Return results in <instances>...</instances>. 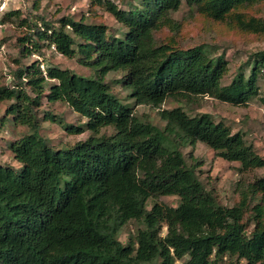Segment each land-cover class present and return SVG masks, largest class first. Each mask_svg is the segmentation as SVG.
I'll return each mask as SVG.
<instances>
[{
  "label": "trees",
  "instance_id": "obj_1",
  "mask_svg": "<svg viewBox=\"0 0 264 264\" xmlns=\"http://www.w3.org/2000/svg\"><path fill=\"white\" fill-rule=\"evenodd\" d=\"M88 1L90 11L98 6L125 27L121 36L85 17L64 15L58 26L39 17L38 25L10 9L0 18L25 28L17 38L20 57L54 47L91 72L52 63L42 69L38 59L15 57L12 83L0 84V101L9 102L0 125L24 129L6 142L18 168L0 162V264H264V174L238 179L236 199L225 205L200 180L201 161L190 152L188 163L181 150L185 141H200L245 173L264 168L255 145L208 112L160 109V126L135 111L188 95L245 105L260 94L264 50L250 55L247 74L241 66L224 83L223 52L156 39L163 28L179 30L173 13L182 0H137L127 7ZM263 2L185 0L190 14L256 36L264 35V18L251 9ZM115 72L120 76L112 81L128 91L130 105L112 90L108 75ZM44 100L69 105L85 121L67 125V132L88 136L69 146L48 143L40 121L56 116L47 110L40 117ZM108 127L112 132H103ZM169 195L176 205L158 200ZM131 220L139 226L123 243L118 234Z\"/></svg>",
  "mask_w": 264,
  "mask_h": 264
},
{
  "label": "rangeland",
  "instance_id": "obj_2",
  "mask_svg": "<svg viewBox=\"0 0 264 264\" xmlns=\"http://www.w3.org/2000/svg\"><path fill=\"white\" fill-rule=\"evenodd\" d=\"M36 0H7L2 7L3 0H0V18L5 11L10 9H19L22 16L30 17L38 22L39 17H43L46 21H50L54 26H58L57 20L69 15L74 19L85 17L88 22H103L109 28L110 33L122 35L125 27L118 23L113 16L104 9L95 6L90 11V3L88 0H41L39 7L35 8ZM120 7H127L128 2L136 3L137 0H114ZM251 13L264 18V2L255 5L251 9ZM173 18L180 23L179 30L174 33L167 28H163L155 33L156 39L164 40L173 37L177 45L182 48L191 47L198 44H207L211 46L216 53H224L228 60V71L224 78V83H228L237 73L239 67L246 65L250 55L255 51L264 50V35L256 36L255 34L244 33L237 29H231L225 23H213L205 20V18L193 13L190 14L189 9L182 0L180 8L173 13ZM25 28L17 26L14 22L2 23L0 21V84H10L11 75L16 64L13 58L20 57L18 50L17 38L22 34ZM42 54L20 57L23 63H28L34 59L41 62V68L45 69L47 63L58 65L61 68H69L76 73L88 75L90 70L77 63L74 58H67L52 48H44ZM245 73H248L249 66ZM119 72L110 73L109 80L117 79ZM259 87V96L251 99L247 104L242 106L232 105L219 101L207 95H188L179 97L178 100L167 98L160 107L150 105H138L135 111L138 115L150 120L154 124L163 126L158 110L164 108H172L181 106L189 115H196L201 112L210 113L215 120H222L228 124L233 131L243 133L245 139L252 142L258 150V153L264 157V78L257 81ZM114 93L122 99L123 102L130 105L131 100L127 98L128 91L115 81L111 82ZM9 104L8 101H0V117ZM55 114V121H40L41 133L44 138L55 147L69 146L79 139L88 136V132L82 134H69L66 130L67 125L82 124L84 118L75 112L69 105L63 102H55L53 104L43 101V106L39 110V115L47 111ZM22 127H14L0 125V162L6 163L18 168L19 163L14 160L11 153L7 150L6 142L14 139L23 132ZM103 132L110 133L112 128L103 129ZM187 162H190L189 153L201 165L196 168L200 180L207 190H210L225 205H232L236 199L235 183L238 179L253 180L255 177L264 174V168H258L245 173L238 171L237 162L225 161L215 156L213 150L205 143L200 141L193 145L185 143L181 146ZM159 201H163L169 205H176L177 198L175 196H161ZM151 203V201H149ZM139 223L131 220L121 227L118 238L125 243L131 235L136 232ZM226 261L236 262L235 258ZM183 260H177L174 264H183ZM239 264L243 262L239 261Z\"/></svg>",
  "mask_w": 264,
  "mask_h": 264
},
{
  "label": "built area",
  "instance_id": "obj_3",
  "mask_svg": "<svg viewBox=\"0 0 264 264\" xmlns=\"http://www.w3.org/2000/svg\"><path fill=\"white\" fill-rule=\"evenodd\" d=\"M6 1H7V0H3L2 7H4V6H5V4H6ZM52 49H54V50H55V48H54V47H52Z\"/></svg>",
  "mask_w": 264,
  "mask_h": 264
}]
</instances>
